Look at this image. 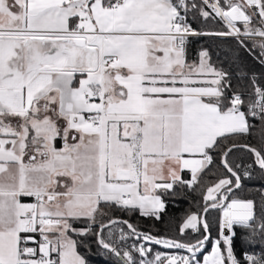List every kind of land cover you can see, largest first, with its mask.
<instances>
[{
    "label": "snow or ice",
    "instance_id": "6c2138e0",
    "mask_svg": "<svg viewBox=\"0 0 264 264\" xmlns=\"http://www.w3.org/2000/svg\"><path fill=\"white\" fill-rule=\"evenodd\" d=\"M190 14L224 28H194ZM222 38L238 46L223 59L207 43ZM193 39L206 43L190 62ZM241 49L264 65V0H0V264H87L78 247L89 236L118 264H264V185L258 201L236 198L252 165L229 163L244 148L264 180V150L221 147L257 127L264 142V86L253 72L247 102L233 89ZM217 151L230 176L206 187L202 212L180 224L193 240L105 222L104 207L161 221L165 197L197 184ZM212 209L221 210L215 235ZM117 225L129 231L116 237ZM132 237L142 239L120 247ZM145 242L184 252L153 253Z\"/></svg>",
    "mask_w": 264,
    "mask_h": 264
},
{
    "label": "trees",
    "instance_id": "16d2710c",
    "mask_svg": "<svg viewBox=\"0 0 264 264\" xmlns=\"http://www.w3.org/2000/svg\"><path fill=\"white\" fill-rule=\"evenodd\" d=\"M189 22L192 23L194 28H201L206 30H220L224 28L222 23H215L213 21H208L205 24L202 19L193 20L191 14L188 17ZM238 27H243L242 23L237 24ZM259 39V38H257ZM206 42L202 39H193L191 44L188 47V60L191 62L193 60H197V53L202 44ZM207 43H211L213 45V52L220 53L221 59H223L222 53L227 51L229 48H237L236 41L232 38H222L215 41H209ZM249 46H251L252 41L247 42ZM241 52V61L240 67H233L231 71L233 72L232 76V84L233 89L236 91H240L244 94L243 98L247 102L248 93L252 91L251 84V76L253 72L257 75L258 83L264 86V65H261L257 59L253 57V55H249L243 49ZM258 54V49L256 50ZM213 62L217 68L223 67L226 70H229V65L227 63L221 64L217 61L216 55L212 57ZM243 71L247 75L240 79L236 72ZM251 123L259 125L258 119H251ZM233 143L238 145L248 144L257 149L264 150V142L261 140L260 130L259 128H253L252 133L250 135H238L231 136L226 141H222L221 147H230ZM60 142L57 141V146H59ZM213 155V163L208 166V168L200 175V178L192 188H188L186 186L177 185L175 187V197L168 198L165 197L166 200V212L162 213L163 219L161 221H156L155 218L143 217L140 215L139 211L135 213H129L122 209L113 207L110 211L104 207L103 210L108 211V217L105 218V222H107L108 218L114 219H122L128 220L133 225L137 226L139 231L142 232H150L152 235L163 236L174 239H184V240H193L195 238L194 234L191 230H187L188 235L185 237H181L179 235V226L186 218L188 214L191 212H202V208L204 205L203 201V193L206 190V187L211 186L212 184L218 182L220 178L225 176H230V174L226 173L224 170L219 151L212 153ZM229 163L235 169L237 165H252V177H245L242 181L243 187L239 190H234V195L239 199H253L258 201L259 199V189L262 185H264V180L259 179L260 170L258 165L254 163V156L246 151L244 148L235 149L231 155L229 156ZM238 171L242 174L243 167L238 169ZM182 179L187 181L190 180V175L187 172L182 173ZM221 215V210L212 209L207 214V218L210 223L214 225L213 227V235H215L216 230L218 228V221ZM86 226V222H76L74 223V227L83 228ZM123 227L125 231H129L126 225H117L114 230V235L116 237L119 236V228ZM237 232L236 238V254L239 257L242 256L241 252V235L244 230L240 228L235 229ZM107 229L104 230L105 238L107 239ZM74 239H83L82 237H76L73 234ZM142 239V238H140ZM87 242L90 244V247L84 248L82 246L78 247L79 253L85 258L87 264H118L114 255L110 253H106L105 250L100 248L96 242L94 236H89ZM124 241H118L119 245ZM152 251L156 252L160 250L159 245H153ZM207 249H210V245L206 246ZM259 247L255 246V251H259ZM151 258V257H150Z\"/></svg>",
    "mask_w": 264,
    "mask_h": 264
},
{
    "label": "built area",
    "instance_id": "2783aa9c",
    "mask_svg": "<svg viewBox=\"0 0 264 264\" xmlns=\"http://www.w3.org/2000/svg\"><path fill=\"white\" fill-rule=\"evenodd\" d=\"M138 240H140V238L138 237H132L131 239L124 241L122 244H120V247L123 248L125 245H131L134 242H137ZM146 246L152 249L151 243L150 242H145ZM259 252V251H256ZM154 253V252H153ZM150 259V256H149Z\"/></svg>",
    "mask_w": 264,
    "mask_h": 264
},
{
    "label": "rangeland",
    "instance_id": "374dc122",
    "mask_svg": "<svg viewBox=\"0 0 264 264\" xmlns=\"http://www.w3.org/2000/svg\"><path fill=\"white\" fill-rule=\"evenodd\" d=\"M197 59H198V58H197ZM159 246H160V250H158V251H161V252H169V253H171V252H177V254H180V253H183V252H184V250L165 249V248L163 247V245H159ZM210 248H211V246H210ZM208 251H210V249H209ZM184 254H187V253H184ZM198 256H200V259L202 260V255L198 254Z\"/></svg>",
    "mask_w": 264,
    "mask_h": 264
},
{
    "label": "crops",
    "instance_id": "0c3cea01",
    "mask_svg": "<svg viewBox=\"0 0 264 264\" xmlns=\"http://www.w3.org/2000/svg\"><path fill=\"white\" fill-rule=\"evenodd\" d=\"M59 146H60V144H59ZM58 146V147H59ZM185 158H199L198 156H196V157H189L188 156V154H185ZM183 172H187V173H189V175H190V179H191V171L189 170V169H184L182 172H181V176H182V173ZM165 174L167 175V173L165 172Z\"/></svg>",
    "mask_w": 264,
    "mask_h": 264
},
{
    "label": "water",
    "instance_id": "95a60500",
    "mask_svg": "<svg viewBox=\"0 0 264 264\" xmlns=\"http://www.w3.org/2000/svg\"><path fill=\"white\" fill-rule=\"evenodd\" d=\"M236 23L239 24V23H241V22L238 21V22H236ZM118 220H122V219H118ZM226 231H227V230H226Z\"/></svg>",
    "mask_w": 264,
    "mask_h": 264
}]
</instances>
